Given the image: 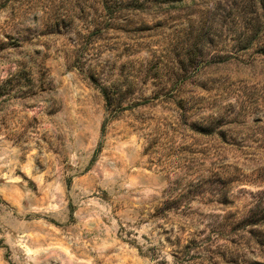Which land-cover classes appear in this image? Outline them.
Wrapping results in <instances>:
<instances>
[{"label": "rangeland", "instance_id": "obj_1", "mask_svg": "<svg viewBox=\"0 0 264 264\" xmlns=\"http://www.w3.org/2000/svg\"><path fill=\"white\" fill-rule=\"evenodd\" d=\"M259 7L0 0V264H264Z\"/></svg>", "mask_w": 264, "mask_h": 264}, {"label": "trees", "instance_id": "obj_2", "mask_svg": "<svg viewBox=\"0 0 264 264\" xmlns=\"http://www.w3.org/2000/svg\"><path fill=\"white\" fill-rule=\"evenodd\" d=\"M256 1H258V4H259V9L262 11V16H264V0H256ZM257 14H258V16L257 17H259V15H261L260 13H259V10L257 11ZM256 18V17H255ZM256 24V23H255ZM255 24H253L254 26H255ZM253 25H251V29H250V31H252L254 28H253ZM259 27H261V26H259ZM258 30H261V28H258ZM258 30H256V31H258ZM244 36H247L248 38L247 39H250V37H249V35L245 32L244 33ZM102 93H103V96H104V98H105V102L106 103H108L109 102V99H108V95H107V93L104 91V90H102ZM221 195H222V200H225L226 198H227V195H226V193L225 192H221ZM252 213V212H251ZM249 217H254V215H248Z\"/></svg>", "mask_w": 264, "mask_h": 264}]
</instances>
